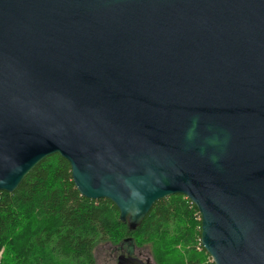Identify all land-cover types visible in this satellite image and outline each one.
Wrapping results in <instances>:
<instances>
[{"label": "water", "instance_id": "water-1", "mask_svg": "<svg viewBox=\"0 0 264 264\" xmlns=\"http://www.w3.org/2000/svg\"><path fill=\"white\" fill-rule=\"evenodd\" d=\"M54 155L130 231L180 195L264 264V0H0V192Z\"/></svg>", "mask_w": 264, "mask_h": 264}, {"label": "trees", "instance_id": "trees-1", "mask_svg": "<svg viewBox=\"0 0 264 264\" xmlns=\"http://www.w3.org/2000/svg\"><path fill=\"white\" fill-rule=\"evenodd\" d=\"M197 214L188 199L172 196L132 232L111 202L83 198L68 162L54 155L14 194L0 192V264H97L103 245L148 247L156 264H213L204 249H196Z\"/></svg>", "mask_w": 264, "mask_h": 264}, {"label": "rangeland", "instance_id": "rangeland-1", "mask_svg": "<svg viewBox=\"0 0 264 264\" xmlns=\"http://www.w3.org/2000/svg\"><path fill=\"white\" fill-rule=\"evenodd\" d=\"M197 221L201 222V218L197 214ZM200 241L196 246L197 251L201 252L202 250L200 249ZM125 253L131 251L133 255L141 258L144 261H150L151 264H156L153 255L148 247L145 248H126L123 250ZM120 250L117 247H111L110 245H103L100 246L96 250V261L97 264H116V259L120 255Z\"/></svg>", "mask_w": 264, "mask_h": 264}, {"label": "built area", "instance_id": "built-area-1", "mask_svg": "<svg viewBox=\"0 0 264 264\" xmlns=\"http://www.w3.org/2000/svg\"><path fill=\"white\" fill-rule=\"evenodd\" d=\"M191 203V202H190ZM191 205H193L192 203H191ZM198 215H199V213H198ZM200 217V216H199ZM200 249L202 250L203 249V247H202V244H201V241H200Z\"/></svg>", "mask_w": 264, "mask_h": 264}, {"label": "flooded vegetation", "instance_id": "flooded-vegetation-1", "mask_svg": "<svg viewBox=\"0 0 264 264\" xmlns=\"http://www.w3.org/2000/svg\"><path fill=\"white\" fill-rule=\"evenodd\" d=\"M117 248H121V247H117ZM122 248H123V250H124V249H125V246L122 247ZM123 250L120 252V254H121V253H125Z\"/></svg>", "mask_w": 264, "mask_h": 264}]
</instances>
